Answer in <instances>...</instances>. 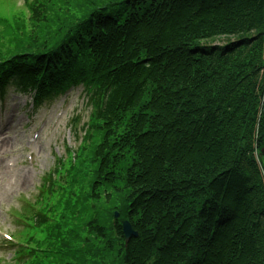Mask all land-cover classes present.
<instances>
[{"label": "trees", "instance_id": "1", "mask_svg": "<svg viewBox=\"0 0 264 264\" xmlns=\"http://www.w3.org/2000/svg\"><path fill=\"white\" fill-rule=\"evenodd\" d=\"M25 2L0 92L92 113L17 264H264V0Z\"/></svg>", "mask_w": 264, "mask_h": 264}, {"label": "rangeland", "instance_id": "2", "mask_svg": "<svg viewBox=\"0 0 264 264\" xmlns=\"http://www.w3.org/2000/svg\"><path fill=\"white\" fill-rule=\"evenodd\" d=\"M28 14L24 0H0V18H27ZM222 42L223 38L215 40ZM74 116L79 121L72 129ZM86 121L78 89L38 109L32 108L27 97L10 91L0 101V238L16 233L9 210L19 211L23 198H35L40 177L57 157L65 156L67 148L79 144ZM11 253L0 243V262L8 261Z\"/></svg>", "mask_w": 264, "mask_h": 264}, {"label": "water", "instance_id": "3", "mask_svg": "<svg viewBox=\"0 0 264 264\" xmlns=\"http://www.w3.org/2000/svg\"><path fill=\"white\" fill-rule=\"evenodd\" d=\"M263 114H264V105H263ZM122 228H123V233H124V236H125V239L126 241L131 237V236H136V232L133 231L131 228H130V225L127 221H124L122 223Z\"/></svg>", "mask_w": 264, "mask_h": 264}]
</instances>
